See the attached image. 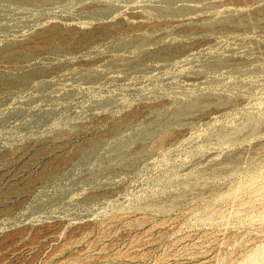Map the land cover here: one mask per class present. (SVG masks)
Segmentation results:
<instances>
[{
	"label": "rangeland",
	"instance_id": "1",
	"mask_svg": "<svg viewBox=\"0 0 264 264\" xmlns=\"http://www.w3.org/2000/svg\"><path fill=\"white\" fill-rule=\"evenodd\" d=\"M0 264H264V0H0Z\"/></svg>",
	"mask_w": 264,
	"mask_h": 264
}]
</instances>
